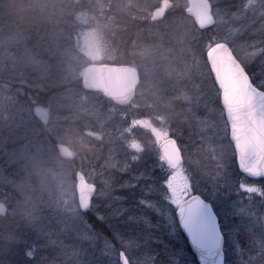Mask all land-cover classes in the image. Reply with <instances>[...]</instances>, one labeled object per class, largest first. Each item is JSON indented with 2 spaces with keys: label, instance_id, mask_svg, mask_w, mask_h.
Here are the masks:
<instances>
[{
  "label": "rangeland",
  "instance_id": "rangeland-1",
  "mask_svg": "<svg viewBox=\"0 0 264 264\" xmlns=\"http://www.w3.org/2000/svg\"><path fill=\"white\" fill-rule=\"evenodd\" d=\"M2 1L6 3L11 0H0ZM55 1L58 10L54 18L58 29L51 34L54 37L49 45L53 42L55 49L50 53L52 59L49 62L42 55L40 58L39 52L33 50L31 35L25 32L23 34L19 30L13 31L6 24L0 26V124L4 125L2 130L0 126V135L4 129V135L0 137V148L3 149L0 153V200L7 205L9 213L6 220L0 218V254L10 255L13 251L9 246L19 241L20 238H16L12 226L11 229L8 227L16 215H21L18 221L26 227L25 234L32 237V241H24V247L33 242L37 243L38 248L40 244H54L55 235L60 230L69 233L72 231L77 243L66 255L78 262L79 248L85 245L84 248H88V243L82 242L89 241L93 244L92 249H100L107 254V248L101 247L105 245V239L111 240V237L99 235V222L95 220L93 212L90 211L89 215L83 210L75 212L78 206L77 171H81L85 178L90 177V182L97 185L92 205L102 216L105 215L100 213L101 208L122 205L121 192L125 191V185L115 183L109 175L103 176L96 166L97 161H90L82 144L76 143L79 140L75 139V133L80 129L79 123L83 121V114L90 119L102 118L95 124L98 130L101 129L97 132L98 135L104 129L112 130L111 119H116L117 129L122 128L124 132L118 138L131 153L129 161H134V155L140 157L133 163H137L135 170L145 181L150 178L152 180L151 176L144 175L146 170L160 175L153 164L155 148L158 136L169 129L178 139V143L186 146L185 168L198 171L206 178H215L217 164L220 162L218 158L221 155L230 158L233 148L226 132L215 135L220 119L219 105L208 88H199L208 68L203 57V40L197 39V36H201V31L207 33L206 35L208 32L200 28L195 18L188 13L189 0H170L172 6L159 19L153 16V12L162 6L163 0H145L140 5L136 0ZM209 2L212 13L216 16L212 28L221 34L230 33L236 40L237 56L242 61L248 60L258 69L264 52V12L260 9L253 12L244 8L243 5L248 0H219V7L222 9L219 14L217 0ZM120 16H135L140 25L124 39L120 38L119 33L128 30L125 25L128 19L124 18V23L120 22L119 27L117 20ZM177 30L179 32L174 40L164 38L165 34L170 35ZM112 41H115V45L111 44L114 43ZM56 55L59 59L55 60ZM22 60L24 67L21 66ZM88 61L92 64L85 65ZM103 61L106 63H102ZM93 64L134 66L140 77L134 99L126 105L119 104L120 109L113 104L102 112L98 106L101 100L91 101L93 96L85 91L76 101L74 95L72 103L70 96L61 97L58 94V83L69 86V90L73 89L82 79L85 68ZM61 67L66 72L62 79L54 74V69ZM8 68L17 69L19 78L14 80L10 72H4ZM23 77L24 85L29 88L27 93L21 88ZM46 78L49 80L43 83L42 80ZM210 86L209 80L208 87ZM46 87H51L52 91L43 101L40 97ZM196 92H199V96L195 105L185 101L186 94L194 96ZM67 104L69 111L65 110ZM35 105L48 109L47 127L41 126L42 123L35 116ZM189 109L195 112V119ZM84 121L89 122V119ZM94 123L91 121L85 128L88 129ZM14 129L21 131L22 136L19 138L20 148L11 153L3 145L6 147L10 143V134ZM57 142L69 145L78 161L69 163L62 160L55 147ZM14 143L15 141L12 142ZM133 143L141 145L144 151L136 153L131 150ZM249 182L257 186L264 184V180L252 178H249ZM221 186L223 187V180ZM20 190L24 191L23 201L19 199ZM101 191L103 195H98ZM156 191L159 193L158 187ZM235 191L234 187L233 192ZM159 199L160 193L151 203L154 207L153 222L139 214L142 219H148L145 221L149 222L148 228L161 219V206L157 203ZM144 203L149 206V202ZM235 214L240 227L233 234L235 250L230 251L229 255L236 264H259L264 254V198L256 194L250 199L237 196ZM166 215L165 211L164 216ZM44 230L49 235L41 238ZM137 236L142 237V241L145 238L140 232ZM146 240L141 242L138 239L137 246L133 248L138 264H153L156 259L151 251L155 244H149ZM2 260L4 259L0 256V264ZM38 264L47 263L43 261Z\"/></svg>",
  "mask_w": 264,
  "mask_h": 264
},
{
  "label": "snow or ice",
  "instance_id": "snow-or-ice-1",
  "mask_svg": "<svg viewBox=\"0 0 264 264\" xmlns=\"http://www.w3.org/2000/svg\"><path fill=\"white\" fill-rule=\"evenodd\" d=\"M243 7L264 12V0H248ZM221 11L217 0V12L220 14ZM215 17L209 14L206 22L199 25L208 32L202 36L208 73L199 88H208L219 105L220 119L215 135L222 131L228 134L232 155L230 158L221 155L215 178H206L198 171L185 168L186 146L178 143L172 130L158 136L153 164L160 175L147 170L144 173L152 177V183L157 185L160 193L157 203L161 206V219L146 229V242L155 244L151 250L156 257L153 264H236L229 253L235 250L233 234L240 227L235 214L237 196L250 199L256 194L264 198V184L257 186L249 182V178L264 180V52L258 69L248 60L242 61L236 54V40L232 35L221 34L212 28ZM198 96L199 92L194 96L186 94L185 101L195 105ZM192 117L195 119L194 111ZM131 150L144 151L137 143L131 145ZM139 159V156L132 157L134 161ZM77 193L75 212H93L101 229L111 236V240L105 239L107 254L90 251L93 244L82 242L88 243V248H79L78 264H138L133 248L142 237L136 235L135 229L121 231L111 225L108 217L95 211L91 201L96 185L90 182V177L85 178L84 187L78 188ZM133 222L132 217L124 215L122 223ZM48 235L44 230L41 238ZM38 250L36 242L22 248L16 264H31ZM259 264H264V254Z\"/></svg>",
  "mask_w": 264,
  "mask_h": 264
},
{
  "label": "trees",
  "instance_id": "trees-1",
  "mask_svg": "<svg viewBox=\"0 0 264 264\" xmlns=\"http://www.w3.org/2000/svg\"><path fill=\"white\" fill-rule=\"evenodd\" d=\"M85 1V0H84ZM138 4L140 5L145 2V0H136ZM130 4V3H129ZM57 4L55 0H11L7 1L4 3V1L0 2V26L6 24V27H12V30H19L23 34L24 32L28 35H31L33 38L32 42V47L35 52H39V57L42 58V56L46 59V61L49 62L50 60V53L54 52L55 46L53 45V42L49 45L50 41L53 39L54 35H51L53 31H56L58 29V24L56 23L55 17V12H57ZM135 9V8H134ZM111 16V15H110ZM109 16V17H110ZM124 18L128 19L125 21V25L127 26L126 31L120 32V38L124 39L126 36H128L131 32H134L136 28H138L140 25L138 24V19L133 16V18L129 17H123L120 16V19L117 20L118 26L121 25L120 22L124 23ZM116 20V19H115ZM8 24V25H7ZM138 24V25H137ZM130 25H133L131 28H129ZM63 26V25H61ZM138 26V27H137ZM142 26V25H141ZM120 27V26H119ZM118 28V27H117ZM11 29V28H10ZM121 30V28H119ZM205 30V29H203ZM207 31V30H205ZM179 30L175 33H171L170 35L165 34V39L167 40H174L176 34H178ZM200 32V31H199ZM201 36H197V39H202V36L206 35L207 33L200 32ZM198 34V35H199ZM51 35V36H50ZM170 38V39H169ZM196 39V37H195ZM23 41V40H22ZM114 43H111L112 45H115V41H112ZM123 42V41H122ZM51 47V48H50ZM42 55V56H40ZM58 55L55 56V60L59 59ZM204 57V54H203ZM52 59V58H51ZM54 59L52 61H55ZM205 60V57H204ZM9 63L11 61H8ZM102 63H106V61H103ZM85 65L87 64H92L90 61L84 63ZM83 64V65H84ZM19 65V64H17ZM21 66L24 67V60L21 61ZM16 68V65H15ZM10 72L12 74V78L15 80L16 78H19V73L17 69H11L8 68L4 72ZM54 74L59 75V78L62 79L63 75L66 73L64 72V68H56L54 69ZM66 77L70 78V76ZM49 80L48 78L42 80L43 83ZM22 84L21 88L24 90L29 89L24 85V77L21 79ZM59 89L58 94L63 97V96H70V103H72L73 96L75 97V101L78 100V97L82 92H86L90 94L91 101H97L101 100L98 103V106L100 110L103 112L106 107L108 108L109 105L115 104L119 108L120 105L115 102L113 99L107 97L104 95L102 92L97 91V90H87L83 87L82 85V79L79 80L73 89L69 90L67 89L69 86L66 87V85H62L58 83ZM13 85H16V83H13ZM45 85V84H44ZM52 91L51 87H46V90L43 91V96L42 100H46V96L50 95ZM71 92V93H70ZM102 97V99L100 97ZM48 97V96H47ZM77 97V98H76ZM65 103V102H64ZM68 103V102H66ZM77 103V102H74ZM86 103V102H85ZM88 104V102H87ZM67 108L65 110L69 111V104H67ZM83 108V106H81ZM85 108V107H84ZM120 109V108H119ZM103 116V114H101ZM83 121L85 119H89V122L87 121H82L79 123V131L76 134V138L78 139L79 142L76 143H81L82 147H84V153L87 156L90 161H97L96 166L100 169V172L103 174V176H108L111 178L115 183H120L125 185L124 189L125 191L121 192L122 197H123V202L121 204H117V206L112 205V207H108L105 209L104 207L100 209V213L104 214L106 217L109 218V222L111 225L116 226L119 228L121 231H128L131 232L133 229H135L136 235L141 233V235L145 238L141 242H145L147 239V231L146 229L148 228L149 222H146V220L152 219V222L154 219V214L153 212V206L151 205L152 201L154 202V197L158 196L159 193H156L157 187L154 183H152L151 178L149 181L143 180L139 174H137V163H133L134 161H129L130 159V151L126 150L123 142H121V139L119 140V136H122L121 134L124 133L122 128L117 129L116 127V119H111L112 123V130H102V134L98 135L97 132L98 127H95V124H98V120L102 118H93L90 119L89 117L85 116L83 114ZM175 120V119H174ZM91 121L94 123L93 125L87 127ZM3 124V123H1ZM1 126V130L3 126ZM68 124V122H67ZM41 126L44 127L43 124H40ZM97 126V125H96ZM47 127V126H45ZM105 128V127H102ZM116 128V129H114ZM15 131L10 134V143L6 145V147L3 145V148H6V150L9 149L8 152H15L17 151L20 147V139L21 138V131H18L17 129H14ZM64 130V129H63ZM180 134V133H179ZM4 135V129L2 131V135L0 137H3ZM181 135V134H180ZM75 136V135H73ZM198 136V135H197ZM15 141L14 144L12 142ZM81 141V142H80ZM56 145V144H55ZM56 147V146H55ZM3 151L2 147L0 148V153ZM7 152V151H6ZM59 154V153H58ZM62 160L65 162L73 163L75 162L76 159L70 160L63 158L59 156ZM76 158V155H75ZM78 161V160H76ZM126 162H129L131 164H127ZM139 166V165H138ZM142 167V166H141ZM140 167V169H141ZM126 170H124V169ZM124 170V171H119V170ZM136 169V170H135ZM134 170L136 171V174H134ZM134 176H133V175ZM206 174V173H205ZM132 175V176H130ZM23 192L20 190V198L22 201L24 200L23 198ZM156 193V194H155ZM1 197V196H0ZM145 199V200H144ZM144 200V201H143ZM147 201L149 202V206H145L144 202ZM143 202V203H141ZM121 203V202H120ZM124 204V205H123ZM118 207H120L118 209ZM24 208V206H23ZM22 212V211H21ZM20 213V212H18ZM87 215L90 214V211L86 213ZM127 214V216L132 215L131 217L133 218V223H122V219L124 215ZM139 214H142L146 216V218H141ZM9 213L6 215L0 214V218L3 220H6L8 218ZM17 217L13 219L11 222V225L8 227V229H11L14 232V235L18 236L19 241H16L15 244H12L9 246V249H11L13 252L9 254H0L4 260H2V264H16V260L18 258L19 252L22 248H24V241L27 239V241H32V237L29 238L25 233L27 231L26 227L19 222L18 218H21V215H16ZM6 218V219H5ZM143 222H142V221ZM15 222V225L13 224ZM140 225H139V224ZM98 228V233L99 235L105 234L107 237H111L110 234H106L100 227V224L97 225ZM143 226V227H142ZM142 227V228H141ZM145 230H144V229ZM1 232V228H0ZM56 240L54 244H49L43 246L42 244L39 245V250L37 252L36 258L31 261V264L33 263H43V261L47 264H78L72 257H67L66 252L72 249L74 245L77 243V239L74 238V233L72 231L67 232L64 230H60L59 233L55 235ZM85 245V244H83ZM86 246V245H85ZM84 246V247H85ZM105 246H102L101 249H103ZM96 248L90 250V251H100V249L95 250ZM10 263V264H11Z\"/></svg>",
  "mask_w": 264,
  "mask_h": 264
},
{
  "label": "water",
  "instance_id": "water-1",
  "mask_svg": "<svg viewBox=\"0 0 264 264\" xmlns=\"http://www.w3.org/2000/svg\"><path fill=\"white\" fill-rule=\"evenodd\" d=\"M189 3L188 13L195 18L198 26L203 25L206 22L209 14L213 15L209 0H189ZM171 6L172 2L170 0H163L162 6L154 10L153 16L156 18L163 17L165 11ZM139 78L138 70L132 65L93 64L88 65L84 70L83 86L87 90H99L107 97L112 98L115 102L121 105H126L135 97ZM33 111L40 122L44 126H47L49 122L48 109L41 105H35ZM56 148L61 157L66 159L75 158V153L69 145L57 142ZM76 179V189L78 191V188L84 187L85 176L81 171H78ZM7 211V205L0 200V214L6 215Z\"/></svg>",
  "mask_w": 264,
  "mask_h": 264
},
{
  "label": "flooded vegetation",
  "instance_id": "flooded-vegetation-1",
  "mask_svg": "<svg viewBox=\"0 0 264 264\" xmlns=\"http://www.w3.org/2000/svg\"><path fill=\"white\" fill-rule=\"evenodd\" d=\"M170 9V8H169ZM159 19V18H158Z\"/></svg>",
  "mask_w": 264,
  "mask_h": 264
}]
</instances>
